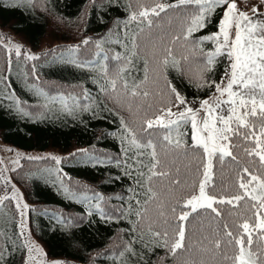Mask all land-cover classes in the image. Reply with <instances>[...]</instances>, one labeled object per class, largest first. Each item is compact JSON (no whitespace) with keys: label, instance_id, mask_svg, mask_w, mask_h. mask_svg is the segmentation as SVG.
<instances>
[{"label":"snow or ice","instance_id":"snow-or-ice-1","mask_svg":"<svg viewBox=\"0 0 264 264\" xmlns=\"http://www.w3.org/2000/svg\"><path fill=\"white\" fill-rule=\"evenodd\" d=\"M93 2L105 5V11L121 5V0ZM129 8L131 4L125 5L126 11ZM169 9L180 10L182 27L165 41L164 35L155 30L163 19L160 14ZM213 15L217 16V31L190 40L194 31L212 23ZM114 23L121 37L116 43L130 39L127 46L131 51L123 58L119 52L113 54L121 63L114 65L111 77L106 67L101 70L108 86L100 91L106 93V99L129 113L140 107L152 108L151 104H136L138 100L157 95L148 90L150 64L154 72L163 76L171 61V67L183 74L180 62L173 58L172 44L183 40L191 43L193 49L204 42L213 45L206 53L201 49L203 68L195 78L196 85L207 89L209 95L201 99L198 106H192L164 77L171 99L162 102L153 116H146L139 122V132L133 126L135 121L130 123L123 116L119 117L120 141L126 145L120 155L126 157L123 163L131 161L122 175L132 178L138 190L129 188L131 196L116 199H129L134 203L135 207L129 204L121 216L128 211L134 212L136 220L133 223L142 232L146 230L149 237V242L145 243L143 235L140 236L143 251L134 249L131 242L124 245V251L138 256L141 264L148 251L156 248L164 249V255L158 256L155 264H264V0H174L168 4L161 0H136V10L129 13L128 19L121 21L117 17ZM130 23L137 26L131 37L126 32ZM102 43L103 37L97 40L85 37L80 44L66 50L67 62L78 67L90 66L91 58L101 55ZM0 48L5 50L0 78L11 91L12 82L8 76L13 59L24 56L28 61H36L41 57L22 51L19 44L12 47L0 44ZM81 49L82 58L77 60L75 53ZM141 52L144 54L143 76L130 85L124 74H131L135 67L133 58ZM44 55L48 57L51 52ZM221 57L224 71L220 79L208 78L206 74ZM64 58L65 53L61 52L60 59ZM103 59L107 61L109 56L105 53ZM183 59L187 61L188 58ZM35 70V65H31V72ZM158 79L154 76L152 82ZM32 80L35 82L38 77L33 75ZM33 87L37 94L49 95L35 84ZM83 96L90 98L91 92L85 89ZM69 98L71 104L67 103ZM51 99L55 100L56 96ZM59 99L68 112L74 111L79 103V98L70 94L59 95ZM182 125H190L189 131L180 132ZM174 131L178 132L177 137L172 136ZM186 137L191 140L190 144ZM80 151L87 153V150ZM182 156L191 157L183 169L178 164ZM145 157L149 161L147 164ZM27 159L61 163L57 156ZM88 159L94 164H121L119 158L90 155ZM18 163V160L13 161V164ZM9 186L11 194L3 190ZM186 187L190 189L188 195L170 199L174 191ZM88 191L91 190L81 186L79 195L72 192L71 198L78 203L104 199L96 192L89 196ZM0 192V208L6 207V202L15 201L13 219L18 217L19 221L14 236L20 238L17 244L14 236H9L6 230L0 231V264H8L10 254L20 248L26 252L25 264H33L32 254H42V250L30 244L25 232L24 210L29 206L20 203L21 194L10 180L0 186ZM95 208L102 220L117 218L99 203Z\"/></svg>","mask_w":264,"mask_h":264},{"label":"trees","instance_id":"trees-1","mask_svg":"<svg viewBox=\"0 0 264 264\" xmlns=\"http://www.w3.org/2000/svg\"><path fill=\"white\" fill-rule=\"evenodd\" d=\"M37 1L0 0V26L7 27L21 38L23 36L29 47L36 48L47 33L48 12L60 18L66 26H79L78 30L83 38L97 40L103 37V43L101 55L91 58L93 63L90 66L78 67L67 62L69 57L66 50L78 45L80 40L74 41L68 33H63L60 38L61 44L37 53L41 57L40 60L25 61L24 56L13 59L8 76L12 82L11 91L4 84L3 78H0L1 137L26 149H55L64 153L59 165L50 159L26 158L12 171L13 180L22 186L30 202L28 210L30 228L45 247L46 254L58 258L59 261L55 264H141L138 256H130L124 251V245L131 242L134 249L143 251L140 236L143 235L145 243L149 242V237L146 230L142 232L133 223L136 220L134 212L128 211L121 216L122 210L129 204L134 208V203L129 199H116L131 196L129 188L138 190L132 178L122 175L123 170L131 166V161L123 163L126 157H121L120 154L126 145L121 143L119 131L120 116L130 123L136 120L112 104L105 98L106 93L100 91L101 88L108 86L107 78L101 70L106 67L108 77H111L114 75V65L121 63L114 59L113 54L119 52L123 58L131 51L127 46L131 43L130 39L116 43L121 37L114 21L117 17L121 21H126L129 13L136 10V0H121L119 7L113 6L107 11L105 5H94L93 0H42L45 5L43 11L37 9ZM161 2L168 4L174 0ZM128 4H131V8L126 11L125 5ZM160 15L163 19L159 20L160 27L155 31L165 32L162 33L164 38L170 39L173 33L181 30L180 10L169 9L167 13ZM216 21L217 16L213 15L212 23L206 28L194 31L189 39L194 40L216 32ZM120 27H124L123 23ZM136 30V24L130 23L126 32L131 37ZM0 44H3L2 41ZM212 47L209 42L196 45L195 49L191 43L183 40L173 44V58L180 62L183 74L171 67V61L163 76L154 72L150 64L148 90L154 92L155 87L158 88L162 84L165 86L166 77L167 81L189 101H199L209 95L207 89L197 87L195 78L203 68L201 49L206 53ZM49 52L51 55L45 57L44 54ZM61 52L65 53L64 59H60ZM105 53L109 56L107 61L103 59ZM184 57L188 58L187 61L183 59ZM75 58L81 59L78 52L75 53ZM133 59L135 62L133 71L130 75L124 74L130 85L134 81L138 82L143 76L141 67L144 54L141 52ZM4 64L5 50L0 48V71L3 70ZM33 64L36 68L35 73L31 72ZM223 71L221 57L214 63L213 70L206 75L218 81ZM33 75L38 77L35 82L32 80ZM154 76H158L159 79L153 85ZM48 81H51L49 85L44 84ZM54 83L57 85L54 86ZM34 84L49 95L37 94L34 91ZM85 89L91 92L90 98L83 96ZM67 94L79 98V103L72 112L65 111L59 99V95ZM51 96H56V99H51ZM154 96L149 97L145 104H152L149 100ZM160 97L157 101L158 107L162 106V102H168L163 94ZM67 103L71 104L72 99H67ZM189 128L190 125H182L179 131L188 132ZM136 129L140 131L139 127ZM172 136L177 137L178 132H172ZM185 139L187 143H191L190 139L187 137ZM80 150H87V153ZM90 155L119 158L121 164L117 165L115 162L94 164L88 159ZM171 158L170 154L169 159ZM190 161V156H182L178 164L183 169V165ZM144 162L145 164L149 162L147 157ZM116 177L120 179L117 180ZM3 185L4 182L0 179V186ZM81 186L91 190L87 192L89 196L96 192L104 199L78 203L71 198V193L77 192L79 195L78 188ZM189 192L190 189L187 187L174 191L170 199H179ZM96 203H99L106 212L111 210L112 215L117 218L100 219L95 208ZM6 205L0 208V231L6 230L9 236H14L18 231L16 227L18 217L16 220L13 219L16 216L13 201L6 202ZM89 212L93 214L88 215ZM14 238L19 244L20 238L16 236ZM25 253V250L20 248L10 254L8 264H22ZM163 255L164 249L149 250L143 264H155L158 256Z\"/></svg>","mask_w":264,"mask_h":264},{"label":"rangeland","instance_id":"rangeland-1","mask_svg":"<svg viewBox=\"0 0 264 264\" xmlns=\"http://www.w3.org/2000/svg\"><path fill=\"white\" fill-rule=\"evenodd\" d=\"M37 9L38 10H45V5L42 2V0H38L37 1ZM47 17H48V26H47V33L46 35L41 39V41L39 42V45L36 48H31L28 46V43H26L22 38L12 32L11 30H9L7 27L5 26H0V42L2 41L3 44L8 45L9 47H12L15 44H19L22 48V51L27 52V53H34L37 54L41 51H43L42 49H48L51 47H54L58 44L62 43V39L61 35L63 33H68L70 35V37H72V39H74V41H79V44L81 43V41L84 39L79 32V26L77 25H73V26H66L60 18L53 16L52 14L47 12ZM162 33L165 32H160L161 35H163ZM169 39H165V41H168ZM76 46V45H75ZM172 49L176 48L174 46L173 48V44L171 45ZM83 50L81 49L80 52H78L79 56L81 57V52ZM78 57V55H77ZM82 58V57H81ZM85 58V57H84ZM23 60L26 61V58H24ZM193 74V73H192ZM49 82H45L44 84L49 85ZM54 86L57 85V83L53 84ZM154 85V82H153ZM155 91L154 93H157V95L154 96V98L150 99L149 101L152 102V108L151 109H147L145 107H140L138 108L134 113H129L128 111L124 110L121 106L113 103L111 100H109L112 104H114L115 106H118L121 110H123L127 114V116H131V118H133L134 120H136V123L134 124L137 127H139V122L147 117H151L155 114L156 108L158 107L157 105V101L159 100V98H161L159 95L160 92H162V94L164 95L165 99L169 102L171 97L168 95V93L166 92L165 86L160 85V87H155L154 88ZM205 98V97H204ZM147 100H138L136 101L137 105H146L145 102ZM148 101V102H149ZM189 101V100H188ZM190 104L192 106H198L200 103L199 101H189ZM167 103V102H164ZM173 111H177L176 108H173ZM145 114V115H144ZM64 153L59 152L55 149H26L23 147H20L18 145H15L11 142H7L5 141L1 135H0V161H2V164H0V179L3 180V182L5 183V181H9L10 180V184L11 185H15V188L18 189L19 193L21 194L20 196V203L23 204H27L28 206L30 205V202L28 201V199L26 198V195L23 191L22 186H20L19 184H17L14 180H13V169L17 168L19 165H21L24 160H26L27 157H38V156H57L60 157L63 155ZM18 160L19 163L18 164H13V161ZM4 191H7L9 194H11V187H7L3 189ZM2 194V192L0 193ZM13 203L15 204V201H13ZM28 209H25V215H24V221H25V232L29 235L30 237V244L36 248H39L40 250H42V254H37V253H33V257H34V261L33 264H55L57 263L59 260L58 258L52 257V256H48L46 254V250L45 247L43 246V244L41 243V241L33 234L31 228H30V224L28 221ZM19 221V218H18ZM18 224V223H17ZM26 262V253L23 259L22 264H25Z\"/></svg>","mask_w":264,"mask_h":264}]
</instances>
